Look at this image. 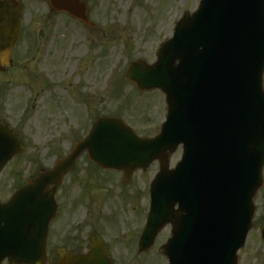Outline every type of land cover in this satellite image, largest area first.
I'll use <instances>...</instances> for the list:
<instances>
[{
	"label": "water",
	"instance_id": "1",
	"mask_svg": "<svg viewBox=\"0 0 264 264\" xmlns=\"http://www.w3.org/2000/svg\"><path fill=\"white\" fill-rule=\"evenodd\" d=\"M49 1L55 10L86 21L79 0ZM21 7L18 0H0V64L10 60ZM263 69L264 0H200L196 11L176 22L155 63L135 60L126 71V80L138 89L164 92L167 115L158 135L137 137L116 117L96 120L52 170H42L0 203V262L45 264L54 191L86 151L96 164L122 170L126 178L159 161L140 251L148 250L169 223L171 237L159 248L168 264H237L252 198L262 184ZM179 143L182 159L168 169L169 153ZM21 148V140L0 124V170ZM91 241L89 253L61 252L57 264H111L99 237Z\"/></svg>",
	"mask_w": 264,
	"mask_h": 264
},
{
	"label": "rangeland",
	"instance_id": "2",
	"mask_svg": "<svg viewBox=\"0 0 264 264\" xmlns=\"http://www.w3.org/2000/svg\"><path fill=\"white\" fill-rule=\"evenodd\" d=\"M85 1L92 26L51 11L43 0H22L13 65L0 73V120L15 129L24 146L0 175L2 200L39 167H51L66 154L98 116H119L139 136L155 134L165 119L164 95L138 91L125 81L124 73L133 59L152 63L176 20L196 9L199 0ZM180 154L178 148L170 166ZM92 169L82 155L60 186L49 245L61 246L75 238L87 247L90 234L96 232L109 244L107 255L113 264H167L157 248L169 237V227L159 232L148 252H137L148 181L158 163L136 172L129 185L120 182L119 173ZM255 203L258 219L264 215V185ZM258 233L256 223L240 252V264H262L264 242L259 245Z\"/></svg>",
	"mask_w": 264,
	"mask_h": 264
},
{
	"label": "flooded vegetation",
	"instance_id": "3",
	"mask_svg": "<svg viewBox=\"0 0 264 264\" xmlns=\"http://www.w3.org/2000/svg\"><path fill=\"white\" fill-rule=\"evenodd\" d=\"M259 225H260V227L263 226V217H261V219L259 220ZM67 241H68L69 245H67L68 244L67 243V244H63L61 246L66 248L68 251H71L73 253H77V252H81L83 250H87L86 246L78 245L77 240H75V238H72V240L71 239L70 240L67 239ZM262 242H264V240H260V243H259L260 246H261ZM57 248L58 247H49V250L51 252H53V255H49L48 264H54L56 259H58V257L55 255V254H57L56 253V249ZM259 254H260L259 255L260 261H262V264H264V256H263L262 253H259Z\"/></svg>",
	"mask_w": 264,
	"mask_h": 264
}]
</instances>
